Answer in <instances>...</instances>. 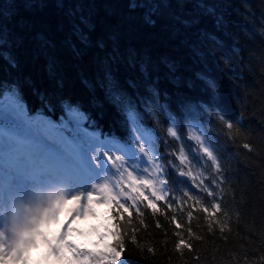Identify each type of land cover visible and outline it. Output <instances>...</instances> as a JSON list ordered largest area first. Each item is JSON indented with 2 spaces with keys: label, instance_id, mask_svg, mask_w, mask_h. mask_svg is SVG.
I'll list each match as a JSON object with an SVG mask.
<instances>
[{
  "label": "trees",
  "instance_id": "obj_1",
  "mask_svg": "<svg viewBox=\"0 0 264 264\" xmlns=\"http://www.w3.org/2000/svg\"><path fill=\"white\" fill-rule=\"evenodd\" d=\"M0 32L15 59L0 58V95L14 93L31 111L79 108L96 128L127 138V105L172 159L190 122L205 129L219 161L218 198L118 213L123 259L264 264V0H0ZM105 67L124 104L103 86ZM149 113L162 115L159 124ZM181 239L191 248L177 249Z\"/></svg>",
  "mask_w": 264,
  "mask_h": 264
},
{
  "label": "snow or ice",
  "instance_id": "obj_2",
  "mask_svg": "<svg viewBox=\"0 0 264 264\" xmlns=\"http://www.w3.org/2000/svg\"><path fill=\"white\" fill-rule=\"evenodd\" d=\"M198 7L205 14H213L212 9L204 3L198 4ZM196 22V19L184 21L186 24H194ZM76 31L79 33L81 42H87V36L83 31L79 28ZM5 44L4 36L0 32V58L6 59L10 64L15 66V59L7 52ZM130 66L135 68L136 62H130ZM139 71L141 74L147 75L149 69L145 64H140ZM102 84L113 100L118 104L125 103L124 94L121 91L113 69L105 67ZM125 108L129 120L135 125V113L127 105H125ZM221 120H223V117H221ZM227 127L231 129L232 124L228 122ZM135 130L140 131L139 128ZM168 133L173 137H177V132L173 128H169ZM133 138L138 140V152L141 155H137L136 149L131 147L124 148L120 145L119 141L115 140L109 141L111 145L109 150L111 151L112 148H115L116 151H122L124 155L128 156L130 161H141L144 157H147L148 161H152L153 157L150 155L151 139L146 137L142 132L140 136ZM192 139L200 144L202 151L218 168L219 164L216 162L212 150L209 147H204V142L200 136H193ZM244 147L249 148V145L245 144ZM124 155H109L105 152L101 156L89 158L87 150L84 149L75 150L71 153L38 156L31 149L27 148L24 141L19 137L10 133H0V262L7 259H23L22 252L31 242V239L41 236L48 241L53 254L60 259H69L70 264H101L102 258L107 256L112 257L111 264H116L120 252L124 250L123 243L120 241L117 242L119 249L113 247L107 253H93L90 250L78 248L71 242L65 241L64 232H61L59 237L55 238L54 241L49 239L42 231V225L47 222L50 215L55 213L57 206L64 202L65 195L61 193L49 196L46 202L41 201L33 206V193L37 188L49 186L54 182L66 184L67 195L71 197L68 202L76 201L79 204V207L74 210V214L79 213L82 215L84 209L83 202L87 200L90 203L93 199L94 191L98 189L101 192L110 190V181L116 187H119L125 176H127L129 187L136 191L137 196H143L144 194L139 191V188L147 186L153 189L151 196L155 200L163 199L162 196L157 195L155 185L157 182L165 184L167 181L141 179L137 184L133 179V172L138 169H136L134 164L131 167H125L127 161H125ZM104 157H107V160ZM180 159L182 162L186 160L182 150ZM93 161H96V163H93ZM109 164L116 169L120 179H114L113 176L101 177V172L112 171L108 167ZM155 167L157 169L160 168L159 165ZM144 171L147 172V169ZM181 175H188V173L182 172ZM101 179H103L102 184L91 182ZM120 191L122 194L123 189L121 188ZM209 195H212V193L209 192ZM131 198L134 201L136 199L135 196ZM112 199L118 201L117 196H113ZM144 199H148V197L144 196ZM149 204L153 210H156L155 204L151 200ZM119 206L125 212L128 211L123 204ZM212 207L217 212L220 211L219 204H213ZM204 211L207 212L208 209L205 208ZM214 215L215 213H213ZM188 216L191 218L192 213L189 212ZM172 219L175 220L176 218L173 217ZM64 227L66 232V225ZM177 227L179 228L180 225H177ZM221 230H223V227ZM188 232L191 235V228L188 229ZM182 246L191 248V245H186L183 239L179 240L176 248L180 249ZM62 249H66L70 256L62 252ZM149 250L151 251V249ZM119 264H127V262L119 260Z\"/></svg>",
  "mask_w": 264,
  "mask_h": 264
},
{
  "label": "rangeland",
  "instance_id": "obj_3",
  "mask_svg": "<svg viewBox=\"0 0 264 264\" xmlns=\"http://www.w3.org/2000/svg\"><path fill=\"white\" fill-rule=\"evenodd\" d=\"M17 110L21 112L22 114L24 113L23 107L17 102H13L12 100H5L3 102H0V115L2 116V118L8 119L10 120V122L16 125L20 124L22 125V127H24L23 125L25 124V122L23 121L22 114L18 113ZM73 120L76 122L78 118H73ZM133 127H134L135 137L140 136L142 132L146 137L150 139L152 138L151 134L139 128L137 124H135V126ZM136 128H139L140 131H136L135 130ZM25 133L26 132H21L20 134L23 135ZM197 135L200 136L201 140L204 142V147H209L201 130L195 124L189 125V130H188V136H189V141H190L189 149H192V151H194L198 157H196V161L195 163H193V166H192L193 170L189 172L188 175L190 178H192L195 186H198L199 189L204 188L206 192L208 193L211 192L212 195H210V197L214 199L215 201L218 198L217 195H218V190H219V182H218L217 175H216L217 167L215 166L213 161L209 159V157L202 151L200 144L196 140L192 139L193 136H197ZM35 140L36 139H34V141ZM62 143H63V140L61 139V137L54 140V142L51 143L52 152L48 154L47 156L58 154V153H66V151L68 150L67 149L65 150L62 147L61 145ZM87 144L89 145L90 148L92 147L95 148L97 145V143L92 144V142L90 141L87 142ZM134 145H136L134 149H136L137 155L138 156L141 155L138 152V140L137 139ZM150 147H151L150 155L153 157L152 161H148L147 157H144L143 160L141 161H130L128 159V156L124 155L123 152L116 154V155H124V159L125 161H127V163L125 164L126 167H131L134 164L136 169H138L133 172V179L137 182V184L139 183L141 179L153 180L156 177L155 171H157V168H155V166H156V159L158 157V154L153 149L152 144L150 145ZM183 155L186 157V164H188L189 157L186 155V153ZM145 158L147 161L144 164ZM216 162H217V159H216ZM205 167L208 168L209 172H211L212 175L209 176L207 173V170L205 172L201 171ZM198 168L200 170H198ZM145 169H147V172L144 171ZM197 170L198 172H196ZM184 171L186 170L184 169ZM112 172L114 173V176L116 179H120L119 174L116 172L115 168H112ZM107 176H110V174L108 173ZM203 176H205L206 179H208V181L204 179V182H205L204 184L200 182ZM109 183L113 185L111 181ZM210 183H213V184L211 185ZM121 185H125V191H127V194L130 195V197L135 196L136 198L138 197V198L143 199L144 196H147L148 199H145L146 203L149 204L150 200L153 203L156 202V200L151 196V192L153 190L151 187L145 186L143 188H139V191L142 192L144 195L137 196L136 191L129 187V181L127 179V176H125V179L123 180ZM109 189L110 190L104 191V192L99 191L100 195L103 197V199L101 200L100 199L97 201L92 200L90 203L87 200H85L83 202L84 203L83 214L81 215L77 213L81 216L86 217L87 219L93 218V221H91L87 225H82L81 223H77L73 232L71 231L70 228L66 230L65 232V227L63 224L58 223L55 225V228L54 229L51 228V230H50V225L53 221H55L57 215L63 213L65 217H69L70 213L71 212L74 213V210L79 207V204L76 201H74L71 206L65 207V200L71 198L70 196L67 195V185L61 184L59 182H54L53 184L49 186L37 188L36 191L33 193V206L40 203L41 201L46 202L49 196H55L61 193L65 195L64 202H62L61 204L57 206L55 213L48 217L45 225H42V231L45 234H47L46 235L47 237L49 234L53 232V240H55V238H58L61 232H64L65 241L71 242L78 248L90 250L93 253H107V252H110L113 247L119 249L117 245L118 244L117 243L118 242L117 241L118 231L112 222V216L110 217V210H109V207L111 206L112 202H114L112 197L117 195V192L115 191V189L114 190L111 189V187H109ZM155 189L157 191V195L162 196V197H164L165 196L164 194L168 192L166 184H160L158 182L155 185ZM108 197H109V200H108ZM131 201L135 203L136 199L134 201L131 198ZM124 207L126 208V206ZM71 218L75 220L74 215L71 216ZM40 237L41 236H36L32 238L31 242L27 246H30V245L34 246L35 242ZM40 243L43 246L44 258L45 257L48 258L46 259L45 264H70L69 259H60L56 255L53 258L47 257L48 256L47 251L50 249V245L48 241L45 240L44 238H41ZM62 252L66 254L67 250L62 249ZM119 260H121L120 254H119V259L116 261V264H119ZM7 261L8 262L12 261V259H7ZM111 261H112V257L107 256V257L102 258L101 264H110Z\"/></svg>",
  "mask_w": 264,
  "mask_h": 264
},
{
  "label": "bare ground",
  "instance_id": "obj_4",
  "mask_svg": "<svg viewBox=\"0 0 264 264\" xmlns=\"http://www.w3.org/2000/svg\"><path fill=\"white\" fill-rule=\"evenodd\" d=\"M1 96V95H0ZM12 95H4L3 97H2V99L3 100H12L13 102H19L20 100L17 98V96H15V95H13V97L12 98H10ZM10 98V99H9ZM154 100H155V98H154ZM141 102H142V100H140ZM157 102V101H156ZM149 114H151L150 116H151V119L150 120H152L151 122H153L154 124H159L158 122H159V118H162V115L161 114H159V113H156V114H152V113H149ZM181 115H183V116H186L185 115V113H182ZM163 126V125H162ZM161 126V127H162ZM187 138V137H186ZM175 206H177V204H174ZM75 216V220H73L72 218H71V216ZM91 221H93V218H86V217H84V216H81V215H79V214H77V213H73V212H71L70 213V215H69V217H65L63 214H59L57 217H56V220H55V222L58 224H63L64 226L66 225V227L67 228H74L75 227V223H81L82 225H87V224H89ZM35 252L33 251V250H31V251H28V252H26L25 254H24V259L25 260H27V257H35V259H34V262L35 263H39V262H41V259L39 258V257H41L42 258V254H43V251L42 250H40L39 249V253H38V255H35L34 254ZM49 254H51V251H49ZM23 261V263L22 264H25L24 262H26V261ZM22 262V261H21ZM17 264H21V263H17ZM42 264V263H41Z\"/></svg>",
  "mask_w": 264,
  "mask_h": 264
}]
</instances>
